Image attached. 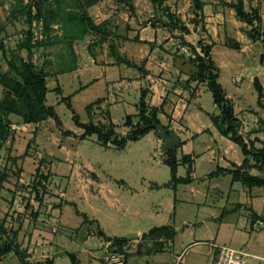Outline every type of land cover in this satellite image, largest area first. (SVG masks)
Here are the masks:
<instances>
[{
	"label": "rangeland",
	"instance_id": "rangeland-1",
	"mask_svg": "<svg viewBox=\"0 0 264 264\" xmlns=\"http://www.w3.org/2000/svg\"><path fill=\"white\" fill-rule=\"evenodd\" d=\"M34 1L51 3L54 0H22V2L20 0H0V27L3 28L0 39L3 41L8 59H11L12 54L15 53L27 58L26 50L18 48L27 39L26 31H31L32 43L43 41L47 44L48 41H54L52 45L47 44L45 47L33 49L31 61L37 68H42L50 75L47 84L51 92L47 94L46 103L54 106L63 124L62 129L72 131L79 136L83 130L75 125L72 113L66 104L60 102L61 98L71 95L79 88L77 77L74 74L58 76V86L62 88V95H58L54 90L57 86V81H55L57 73L66 66L72 67L75 63L72 61L75 60L72 59L67 44L61 41L63 30L60 25L52 24L46 30L41 22L34 21L29 26L26 19V8L30 3L32 13L35 14ZM198 1L202 3V9L196 6L195 0H163L158 5H153L149 0H128L127 2L76 0L72 8L67 7V10L75 15L86 12L102 29V33H89L83 40L73 42L76 62L78 57L81 63L80 75L82 76L80 79L82 84H87L93 78L100 76L101 70L99 66L94 68L92 57L97 60V64L108 68L116 65L115 62L120 60L141 65V59L151 57L155 63L163 61L176 64L178 62L183 69L192 72L195 71V66L190 61L193 58L191 47L201 54V48L197 45L201 41L203 45L211 46V48L214 46L212 58L220 68V82L226 94L233 99L238 116L243 118V129L246 132L241 133V121L237 118L240 122L238 133L242 138L250 137L256 131L249 129L253 121L258 118L254 115L255 111L264 118V107L257 105L256 92L250 82V78L257 77L264 85V71L257 76L258 72L255 73L253 70L261 66L259 57L263 52L261 41H264V0H243L245 12L253 19L257 16L261 19L258 26L256 20L250 24L240 21L235 12L224 3H234L236 0ZM130 5L133 10L129 9ZM249 35H252L256 42L249 38ZM224 46L232 48L228 49ZM128 70L125 67L119 68L120 74L131 72ZM3 73L11 72L0 52V74ZM111 73L107 70L108 75ZM232 79L236 85L232 83ZM102 87V85H95L71 98V106L80 123L86 124L89 121L85 110L86 105L106 94ZM237 89H241V92L238 93ZM2 95L3 88L0 84V98ZM137 100L138 95L124 96L117 104L110 106L112 121L116 124L118 133L120 132L118 136L127 132L123 130L122 124L126 115L135 113L134 104ZM194 103L208 112L213 110L212 97L205 86L201 87L200 96ZM97 115H99L97 118L102 116ZM94 121L101 123L99 119ZM14 123L17 126L10 127L8 141L3 143L0 149V178L4 182L0 181V186L4 190L3 195H6L3 199L8 202L7 205L0 202V211H3V206L5 209L11 207L9 213L8 211L0 212V224L5 225L10 237L29 231L27 223L46 214L48 206L53 205L54 208L66 204L65 193L67 199L73 200L75 196L73 190H76L79 185L75 182L67 185L68 180L64 178L72 167H75L77 172L82 170L84 175L86 170L94 171L104 183L111 185L112 192L120 197L122 203L120 209H116L115 213L112 211L110 213V216L116 220L115 223L107 222L104 219L105 210L101 207L103 204H99L96 196L89 197V200L80 199L76 197L81 196L79 192L73 201L80 212L86 213L89 217L101 216L106 226L107 223L108 226L121 223L120 227L126 228L127 225L135 223L139 227H146L141 218L142 214H137L138 209L143 208L147 202L146 199H141V190L152 185V183L148 185L149 180L160 183L169 179L167 166L157 164V161H161L160 151L154 150L156 146H153L147 138L131 142L125 150L118 151L115 148L102 147L95 135L84 140H80L77 135L67 137L62 134L53 119L43 123L39 131H32V126ZM257 124L259 126L262 124L261 119ZM262 136L264 138V133ZM246 144L250 147L254 143L248 140ZM62 146L65 148L63 151L59 150ZM236 149L240 156V150ZM152 154L155 155V159H150L149 155ZM67 161L70 164L66 163ZM53 164L57 165L52 167ZM257 171H260L258 167ZM55 173L58 177L53 181ZM86 177L91 178L89 175ZM120 179H124L127 185L116 182ZM86 193L90 194L88 190ZM171 193V188H163L159 191L145 192L142 197L163 198V204L168 206ZM179 195H181L180 192L177 196ZM188 201L187 204L177 206L181 214L185 211L183 215L177 217V223L184 218L195 219L191 209L196 208L195 202L199 204V199L195 201L189 198ZM14 202H17V205H14ZM98 205L103 213L96 212ZM114 206L117 207L118 204ZM63 208L60 219L62 232H74L73 230L80 225L82 218L76 214V207L64 205ZM218 224L216 221L210 222L208 224L210 232L216 231ZM204 235H207V232ZM204 235L202 232L199 234L202 239L207 238L202 237ZM227 235L224 230L221 231L217 243L223 244L230 240ZM191 236V231L185 232L186 241ZM263 243V241L258 242L260 248H263ZM65 246L66 250H73L69 244ZM65 261L67 260L60 264H65Z\"/></svg>",
	"mask_w": 264,
	"mask_h": 264
},
{
	"label": "crops",
	"instance_id": "crops-1",
	"mask_svg": "<svg viewBox=\"0 0 264 264\" xmlns=\"http://www.w3.org/2000/svg\"><path fill=\"white\" fill-rule=\"evenodd\" d=\"M224 47L227 48V46ZM213 48L214 46H212L210 51L211 58ZM92 62L94 68H98L97 66H99L101 70L100 76L93 78L87 84H82L80 79V76H82V74L80 75L81 63L77 57V62L75 58L71 72L57 73L55 92L60 96L62 95V88L60 85L58 86V76L65 74H74L79 81V88L67 97L72 98L76 94L95 85H102L106 94L94 99L86 107L100 100L99 103H96L90 109V118L94 123H96L94 121L95 119H99L101 123L97 124L113 123L118 135L120 132L118 133L117 126L112 121L110 106L117 104L124 96L131 97L132 95H138V100L134 104L135 113L128 114L134 115L137 113V105L141 92L146 90V101L149 107L162 108L159 114L162 125L168 126V130L175 133L180 140V145L174 148L176 149L175 154L177 160H180L182 156L189 157L191 169H188V164L180 163L176 171V178L180 182L175 183L171 181L170 168L165 163L167 156L161 150V140L157 138L154 132H150L142 137L140 140L147 138L153 146H156L154 150L158 149L160 151L161 161H157V164L161 163L167 166L169 179L166 182L160 183L149 180L148 185L149 183H152V185L150 187L148 186L149 189L147 187L143 188L141 193L143 195L145 192L171 188V198L168 201V206H165L163 204V198H146L140 194L141 199H146L147 202L143 208L140 207L138 209L137 214H142L141 218L146 227L142 228L133 223L123 228L120 227L121 223H117L114 226H108L107 223L106 226L101 216L89 217L86 213L78 210L74 198L79 192H81V196L76 197L80 199L89 200V197L96 196L99 204H103L101 207L105 210L104 219L107 222L115 223L116 220L110 216V213L111 211L115 213L116 209H120L122 203L120 197L112 192L111 185L104 183L103 179L94 171L86 170L84 171V175L82 170L77 172L75 167H72L69 170V174L64 176V178L68 180L67 185L75 182L79 187L73 190L75 196L72 199L74 201L67 199V194H64L66 196V204L64 205L76 207V214L81 216L82 221L73 230L74 232L64 233L62 232L63 227H61L60 222L64 205L54 208L53 205L48 206L46 214L39 216L36 220H31V223H27L29 231L19 233L15 237L21 249L26 252L27 264H60L64 260H67L65 264H71L69 254L74 255L79 261V264H104L107 254L114 250L111 246L113 239L128 240L127 243L123 244L120 252L125 259V264H213L215 251L209 246V243L214 242L218 244L217 238L223 230L228 234L227 237L230 240L218 245H227L235 249H243L249 254L247 264H264V243L262 244L263 248H260L258 244V242H264V186L248 187L242 182L234 180L231 174L225 172L217 173L219 168L223 170L238 169L251 176L264 178V167L258 172L254 164L255 162L251 157L244 156L236 144L220 133L217 126L213 123V118L217 117L220 113L214 103L211 112L206 111L199 105H195L194 102L200 96L201 87L205 86L207 89L206 83L194 81L192 79L194 71L188 72L178 62L176 64L173 62L168 64L163 61L155 63L151 57L141 59V65L127 60H120L115 62L116 65L110 68L97 64V60L93 57ZM127 62L135 67L127 65ZM213 62L219 71L217 81L221 85L226 98L231 101L234 115L241 121L240 131L241 133L246 132L243 129V118L238 116L233 99L226 94V90L220 82V68L214 60ZM121 67L129 69L131 72L120 74L119 68ZM191 67L194 70V67ZM107 70H110L112 73L108 75ZM253 70L255 73L258 72L257 76H259L264 71V65ZM49 76L46 79L47 94L51 92L47 84ZM250 82L253 85L252 78H250ZM233 84L236 85V83ZM261 84L264 88L263 83ZM237 92L240 93L241 89H237ZM64 98L66 97L61 98V100ZM46 101L45 104L47 105ZM263 101L264 97L261 102V105L264 107ZM257 105L259 104L257 103ZM51 107L54 108V106ZM97 114L102 116L97 118L99 116ZM254 115L258 118L253 121L249 129H255L256 131L250 137L244 136L243 139L245 143H248V140L253 141V147L262 149L264 148V138L262 136L264 133V118L259 116L257 111H255ZM125 118L122 127L127 132H122L124 134L119 137L126 136L129 131V128L124 125ZM260 119L262 124L259 126L257 122ZM10 120L12 121L11 128L12 126H17L14 122H18L28 127L32 126V131H39L42 124L49 119L37 124H24L16 116H11ZM70 132L72 133L71 136L77 135L72 131ZM81 135H77L80 140L86 139H82ZM129 143L131 142H128L125 148L117 150H125ZM100 145L102 144L100 143ZM104 148L109 149L115 147L108 145ZM236 148L240 150V156ZM59 150L63 151L65 148L62 146L59 147ZM154 154L149 155L150 159H155ZM66 163L69 162L67 161ZM55 165L53 164L52 167ZM87 175L91 178H87ZM57 177L58 175L55 173L53 181ZM116 182L125 186L127 185L124 179ZM1 187L0 202L7 205L8 202L3 199L6 198V195H3L4 190ZM86 190L90 194H87ZM179 192L181 195L178 197L177 194ZM189 198L195 201L199 199V204L195 202L196 208L194 210L191 209L195 219L187 220L184 218L181 222L177 223V217L185 213L184 211L181 214V210L179 212L177 206L180 207L184 203H189ZM116 204H118L117 207L114 206ZM14 205H17V202H14ZM101 207L98 205L95 209L97 213H103ZM2 210L0 211L1 213L7 211L9 213L11 207L5 209L3 206ZM212 221L219 223L217 230L214 232H210L208 225ZM152 229L162 230L159 233L151 235L150 231ZM186 231H191L192 233L191 238L187 241L185 240ZM201 232L202 235L207 232L208 236H202L207 238L202 239L199 236ZM65 244H69L73 250H66ZM16 262L18 260L13 253L8 254L0 260V264H16Z\"/></svg>",
	"mask_w": 264,
	"mask_h": 264
},
{
	"label": "trees",
	"instance_id": "trees-1",
	"mask_svg": "<svg viewBox=\"0 0 264 264\" xmlns=\"http://www.w3.org/2000/svg\"><path fill=\"white\" fill-rule=\"evenodd\" d=\"M119 1L127 2L128 0ZM149 1L153 5H158L161 4L163 0ZM20 2H22V0H20ZM75 2L76 0H54L51 3H36L34 1V5L36 7L35 14L32 13V5L30 3L27 4L26 8V19L29 26H31L34 21L41 22L46 30H48L52 24L60 25L63 30L61 41L67 44L69 50L71 51V56L73 57L72 59L74 60L75 55L72 47L74 41L83 40V38L89 33H102L100 25H96L86 12L75 15L72 14L70 10H67V7L72 8ZM224 3L235 12L236 17L240 21L250 24L256 20L257 26L260 24L261 19L259 16L253 19V17L245 12L243 0H236L234 3ZM195 4L199 9H202L203 5L200 1L195 0ZM47 5L48 7H46ZM129 9L133 10V7L130 5ZM2 29L3 28L0 27V35L2 33ZM26 38V41L21 43L18 47L19 49L26 50V59L21 57L18 53H15L14 55L12 54L11 59H8L5 46L2 39H0V52L2 53L3 58L7 61L8 69L11 72L0 74V84L3 88V95L0 98V149L2 144L8 141L11 127V116L20 118L24 124H37L47 119H53L55 125L60 128L63 135H72L70 131H63L62 123L55 113L54 108L45 104L46 94L48 92L46 79L49 73L44 71L42 68H37V66H35V64L31 61L33 49L45 47L47 44L52 45L54 41H48L47 44L43 41L32 43V33L30 30L26 31ZM249 38L255 40L254 42H256V39L252 35H249ZM261 43L263 45V52L259 57V63L260 65H263L264 41L262 40ZM197 45L201 48L202 53L200 54L195 48L191 47L193 58L190 59V61L195 66L192 79L199 83H206L207 89L211 93L213 103L220 111L219 115L213 118V123L217 126L220 133L224 137L236 144L241 149L244 156L251 157L258 169L262 170L264 167V148L255 149L252 145L248 147V145L243 141L242 136L238 133L240 122L234 115L231 101L226 98L221 85L217 81L219 71L210 55L211 46L203 45L201 41H199ZM227 48L231 49L232 47L227 46ZM127 65L135 67L129 62H127ZM72 68L73 67L71 66H66L58 73L71 72L73 70ZM253 88L257 93V103L261 105L264 97V88L257 77L253 78ZM146 98L147 91L143 90L137 105V113L134 115H128L125 118L124 125L129 128V131L124 137H119L117 135L115 125L113 123L108 122L107 124H97L90 118V109L96 103H99L100 100H97L94 104H90L86 107L87 114L89 116V122L86 124L79 122V118L75 114V111L72 109L70 103L71 97H66L62 99L61 102L65 103L66 107L71 111L75 125L83 130L81 135L82 139L95 135L102 146L107 147L108 145H111L116 149L121 150L125 148L128 142L139 141L150 132H154L158 136L153 123L162 125L159 119V114L161 113L162 108L149 107ZM162 126L166 130L169 129L168 126ZM175 153L176 149L166 151L165 154L167 159L165 160V163L170 168L171 181L179 183V179L176 178L177 166L180 163L188 164L189 170L191 169V166L189 157L182 156L180 160H177ZM36 172H38V169H36ZM218 172L231 174L234 180L240 181L248 187L264 186V178L251 176L246 172L239 171L238 169L223 170L219 168L217 170V173ZM0 181L4 183L2 178H0ZM161 230L162 229H152L150 234L159 233ZM15 237V234L13 237H10L7 234L5 225L2 223L0 224V260L8 254L13 253L19 264H27L26 252L21 249L20 245L16 242ZM127 242L128 240L126 239H113L111 244L114 249L113 251L121 252L123 244ZM69 258L71 264H79V261L74 255L69 254ZM123 264H125V259Z\"/></svg>",
	"mask_w": 264,
	"mask_h": 264
},
{
	"label": "built area",
	"instance_id": "built-area-1",
	"mask_svg": "<svg viewBox=\"0 0 264 264\" xmlns=\"http://www.w3.org/2000/svg\"><path fill=\"white\" fill-rule=\"evenodd\" d=\"M209 246L215 251L213 264H247L249 255L244 250L218 245L214 242L209 243ZM123 259V255L109 252L105 257L104 264H123Z\"/></svg>",
	"mask_w": 264,
	"mask_h": 264
},
{
	"label": "water",
	"instance_id": "water-1",
	"mask_svg": "<svg viewBox=\"0 0 264 264\" xmlns=\"http://www.w3.org/2000/svg\"><path fill=\"white\" fill-rule=\"evenodd\" d=\"M155 130L158 133L159 139L162 142V151L166 152L180 145L178 136L170 130H166L162 125L153 123Z\"/></svg>",
	"mask_w": 264,
	"mask_h": 264
}]
</instances>
